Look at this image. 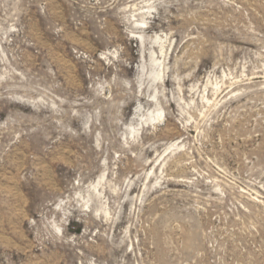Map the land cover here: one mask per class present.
<instances>
[{"label":"rangeland","instance_id":"374dc122","mask_svg":"<svg viewBox=\"0 0 264 264\" xmlns=\"http://www.w3.org/2000/svg\"><path fill=\"white\" fill-rule=\"evenodd\" d=\"M0 264H264V0H0Z\"/></svg>","mask_w":264,"mask_h":264},{"label":"bare ground","instance_id":"6f19581e","mask_svg":"<svg viewBox=\"0 0 264 264\" xmlns=\"http://www.w3.org/2000/svg\"><path fill=\"white\" fill-rule=\"evenodd\" d=\"M159 76H160V75H159ZM159 76H158V77H159ZM156 115H157V114H156ZM156 115H155V117H156ZM158 115H159V116H158V117H159V119H161V117H162V112H159V114H158ZM155 117H154V118H155ZM156 118H157V117H156ZM156 118H155V119H156Z\"/></svg>","mask_w":264,"mask_h":264}]
</instances>
